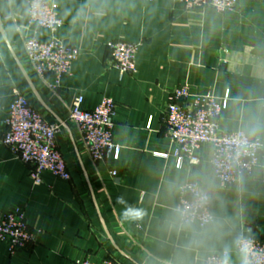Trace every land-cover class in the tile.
<instances>
[{
    "label": "crops",
    "instance_id": "obj_1",
    "mask_svg": "<svg viewBox=\"0 0 264 264\" xmlns=\"http://www.w3.org/2000/svg\"><path fill=\"white\" fill-rule=\"evenodd\" d=\"M54 1L62 26L51 31L28 25L27 0H0V216L18 207L36 232L33 243L12 254L0 242V264L106 258L118 264H204L220 249L243 264L235 244L247 234L244 227L252 225L264 239V0H237L223 13L175 0ZM32 33L78 50L70 75L54 92L26 63L24 38ZM115 39L138 44L134 73H120L110 63L106 43ZM44 80L53 82L50 75ZM182 85L195 95L228 94L219 130H240L263 146L260 165L250 174L221 186L206 143L196 151L198 165L175 167L164 110L169 94ZM15 89L47 123L59 125L55 142L68 180L43 172L34 184L29 165L2 145ZM77 96L88 110L103 98L115 102L117 160H90L68 117ZM187 181L211 194L213 217L205 226L179 220L177 188ZM118 196L125 202L117 203ZM127 207L142 210V217L125 218Z\"/></svg>",
    "mask_w": 264,
    "mask_h": 264
},
{
    "label": "built area",
    "instance_id": "obj_2",
    "mask_svg": "<svg viewBox=\"0 0 264 264\" xmlns=\"http://www.w3.org/2000/svg\"><path fill=\"white\" fill-rule=\"evenodd\" d=\"M151 1V0H143ZM185 8H205L223 13L233 10L237 0H175ZM27 22L29 26L46 28L51 31L62 26L54 0H27ZM137 43L121 39L106 43L110 63L120 73L135 72V52ZM26 63L30 71L46 87L54 92L63 77L70 75L71 63L77 57L74 46L64 44L59 39L41 40L35 33L24 38ZM224 52V49H221ZM46 75L52 83L44 80ZM228 94L222 98L212 95L191 94L186 85L179 86L169 94L164 110L167 137L174 144L175 167L184 163L198 165L196 151L200 144H209V163L212 174L221 186L232 185L240 177L248 175L260 165L262 143L257 137L240 130L221 131L217 120L227 105ZM82 96H77L68 109L69 119L76 125L91 161L117 160L119 147L113 143L112 129L115 102L103 98L93 109H83ZM58 124L47 123L33 108L25 95L14 90V98L9 105L5 120V131L1 143L19 161L29 165V176L34 184L41 182L40 175L48 172L62 180L70 174L64 159L57 150L55 133ZM165 156V154H160ZM116 175L115 171L111 172ZM176 210L181 223H195L205 226L212 221L211 194L196 182L187 181L177 188ZM247 234L239 235L235 250L243 257V264H264V239L259 237L252 225H246ZM36 232L28 228L25 214L16 207L0 216V242L7 245L9 253H14L35 240ZM77 264H118L106 258L101 262L83 260ZM204 264H235L224 249L210 253Z\"/></svg>",
    "mask_w": 264,
    "mask_h": 264
},
{
    "label": "clouds",
    "instance_id": "obj_3",
    "mask_svg": "<svg viewBox=\"0 0 264 264\" xmlns=\"http://www.w3.org/2000/svg\"><path fill=\"white\" fill-rule=\"evenodd\" d=\"M116 202L117 203H124L125 201H124L123 196H118L116 198ZM123 215L125 218L138 219V218L142 217L143 213H142V210L135 209L132 207H127L123 210Z\"/></svg>",
    "mask_w": 264,
    "mask_h": 264
},
{
    "label": "water",
    "instance_id": "obj_4",
    "mask_svg": "<svg viewBox=\"0 0 264 264\" xmlns=\"http://www.w3.org/2000/svg\"><path fill=\"white\" fill-rule=\"evenodd\" d=\"M0 32L2 33V29H1V22H0ZM22 72L24 74V77L26 78L27 82L29 83V79L28 76L26 75L25 71L22 69Z\"/></svg>",
    "mask_w": 264,
    "mask_h": 264
}]
</instances>
